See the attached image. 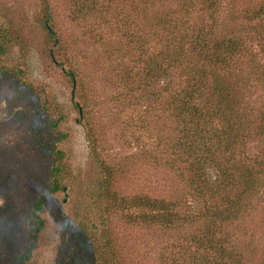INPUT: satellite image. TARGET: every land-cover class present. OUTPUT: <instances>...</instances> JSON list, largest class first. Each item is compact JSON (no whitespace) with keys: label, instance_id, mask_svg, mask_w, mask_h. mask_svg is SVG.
Masks as SVG:
<instances>
[{"label":"rangeland","instance_id":"obj_1","mask_svg":"<svg viewBox=\"0 0 264 264\" xmlns=\"http://www.w3.org/2000/svg\"><path fill=\"white\" fill-rule=\"evenodd\" d=\"M99 1L102 5L109 2ZM46 2L56 39H51L43 28L42 0H0V68L9 70L0 75V264L17 263L16 255L24 253L29 244L34 247L23 264L87 263L73 262L74 220L85 216L102 217L100 211L91 210L87 199L99 181L98 157L104 165V160L114 163L112 170L117 174L113 186L126 198L146 186L154 190L150 191L153 197L163 198V188L176 178L172 189L176 196L169 193L168 197L176 199L183 193L184 204L178 207L181 216L188 211L196 216L207 202L194 189L185 187L183 190L185 181H179L175 172H168L162 166L161 148L154 135L158 127L154 124L152 128V120L147 122V127L144 120L148 115L147 107L127 101L124 93L119 94L124 85L117 86L116 74L131 69L139 77L144 76L147 58L144 59L143 49L137 50V54L140 52L137 61L131 51L132 42L115 32L111 17L104 23L94 15L82 19L72 17L73 10L78 15L81 13V4L76 0ZM258 6L264 7V0H221L213 11L211 8L209 12L194 10L189 20L192 25L200 26L201 22L214 23L208 31L196 32L193 28L190 38L192 34L193 38L198 36L206 42L243 40L246 51L241 55L237 53L238 59L227 65L222 63L217 69L232 88L238 120L243 123L244 113L249 120L250 125L243 123L239 131L251 141L246 143L244 151L251 160L264 155V139L251 133L260 132L256 128L264 119V76L255 74L251 65L257 62V73H260L263 60L258 38L248 31L257 29L262 21L246 20ZM126 24L124 29L130 28V24ZM123 66L125 68L120 70ZM211 78L207 77L206 84ZM179 79L182 77L177 74L169 77L166 74L158 87L169 82L171 87H176L181 83ZM253 123L259 124L255 127ZM102 126L104 130L100 129ZM103 132L102 143L93 148L89 138L94 135L100 140L99 134ZM55 150L63 153H60L62 169L58 175L63 188L53 194L48 193L47 188L52 179L51 152ZM147 150L157 158L138 160L148 156ZM131 159L139 161L136 164L140 166L127 167V177H122L126 167L121 163ZM214 171L206 175L210 182L217 179ZM260 190L264 195L263 186ZM40 196L46 199L40 212L44 228L37 239L32 240V207ZM256 202L258 200L253 205ZM259 208L249 206L250 213L245 210V215L252 217L259 213ZM121 217L115 215L111 223L121 230L124 243L120 249L126 264H172V255L179 248L180 231L186 235L192 231V227L180 219L172 230L159 236L148 233L151 229L146 232L144 224H127ZM248 225L256 239L263 238L264 228L259 219L254 218ZM234 235L241 236L237 232Z\"/></svg>","mask_w":264,"mask_h":264},{"label":"trees","instance_id":"obj_2","mask_svg":"<svg viewBox=\"0 0 264 264\" xmlns=\"http://www.w3.org/2000/svg\"><path fill=\"white\" fill-rule=\"evenodd\" d=\"M46 1L42 0L45 20L43 28L52 39L56 34L50 24L52 17L47 11ZM76 1L81 4V13L78 15L73 10L72 17L82 19L94 15L103 23L111 17L114 19L112 25L115 32L121 37L127 36L132 42L131 51L137 56V61L140 57L137 50L143 49V55H146L144 59L147 58L144 76L139 77L131 69L119 71L116 74L117 86L124 85L119 94L124 93L127 101L147 107L145 110L148 115L144 120L147 127L149 120H152V128L154 124L158 127L154 135L161 148L159 158L162 166L168 172H175L179 181H185L183 190L185 187L188 190L194 189L207 202L196 216L192 215V211L181 216L178 207L182 208L184 204L181 200L183 193L176 199L168 197L169 193L176 196L172 191L176 186V178L174 181L171 179L163 188V198L153 197L151 186L126 198L125 194L119 195L113 186L117 174L116 170H112L114 163L104 160V165L98 157L101 164L99 181L87 199L91 210L100 211L102 217L85 216L74 220L73 262L126 264L120 249L124 243L121 230L111 223L113 217L120 214L121 221L126 220L127 224L142 223L146 232L151 229L148 233L159 236L172 230L180 219L191 226L192 231H188V235L180 231L179 248L172 255V264H264V236L261 240L256 239V234L249 231L248 225L257 218L264 228V195L260 190L261 186L264 187V155L256 160L244 155L245 145L251 141L244 138L239 129L243 123L246 122L248 126L250 123L245 113L243 123L238 120L232 88L217 69L222 63L227 65L238 59L237 53L241 55L246 51L243 40L232 38L206 42L198 36L193 38L192 34L189 37L193 28H196V32H203L204 29L211 30L214 24L210 21L209 25L204 22H201V26L198 23L192 25L189 20L194 10L209 12L211 8L213 11L221 0H201L198 3L191 0H109L104 5L99 0ZM260 6L246 20L262 21L257 29L248 31H252L258 38L263 60L260 73H257V62L251 67L255 74L264 76V7ZM126 23L130 24V28L124 29L128 26ZM5 71L7 74L9 70L2 66L0 75ZM166 74L167 77L179 75L182 77V80L179 79L181 83L176 87H171V82L162 88L158 87ZM208 76L212 78L206 84ZM258 124L253 123L255 127ZM263 124L264 119L260 127L256 128L260 132H251L260 140L264 139L260 137L264 135ZM100 129L104 130V127ZM104 135V132L99 134L100 140L94 135L89 138L94 144L93 148L99 142L102 143ZM150 151L147 150L148 156L137 157L138 160L157 158ZM51 153L52 179L47 192L55 194L63 188L58 181L62 169L60 153H63L61 150ZM138 162L123 160L121 165L126 168L122 177H127V167L138 165ZM211 170L216 172L215 182L206 178ZM45 200L44 196L38 197L32 207V240H36L44 228L40 212L43 211ZM255 200L258 202L253 205ZM249 206H260L259 213L252 217L245 215V210L250 213ZM143 210L147 212L143 213ZM236 232L241 234L239 238L234 235ZM33 247L29 244L24 253L17 254L19 261L15 264H23Z\"/></svg>","mask_w":264,"mask_h":264}]
</instances>
